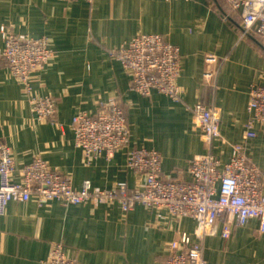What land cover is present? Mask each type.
<instances>
[{"label":"crops","instance_id":"crops-1","mask_svg":"<svg viewBox=\"0 0 264 264\" xmlns=\"http://www.w3.org/2000/svg\"><path fill=\"white\" fill-rule=\"evenodd\" d=\"M239 21L223 0H0V28L48 34L52 49L48 61L29 73L25 88L0 55V139L18 163L39 157L78 186L89 179L96 188L116 181L138 187L143 174L126 166L134 147L159 151L163 178L187 180V161L200 149L191 107L198 100L212 102L211 87L201 79L203 54L212 52L222 58L213 100L220 111L222 158L231 143L242 144L261 169L264 192V127L244 138L249 88L264 84V37H239ZM154 32L179 49L178 100L155 89L140 94L107 51ZM43 95L57 101L52 119L31 110L30 99ZM111 101L124 110L128 141L115 152V163L103 154L87 160L74 144L72 116L95 113ZM191 228L188 215L142 204L124 212L117 203L9 200L0 214V264H42L56 242L79 264H151ZM205 257L211 264H264V234L256 221L237 225L228 238L207 237Z\"/></svg>","mask_w":264,"mask_h":264},{"label":"built area","instance_id":"built-area-1","mask_svg":"<svg viewBox=\"0 0 264 264\" xmlns=\"http://www.w3.org/2000/svg\"><path fill=\"white\" fill-rule=\"evenodd\" d=\"M91 3L93 0H87ZM239 16V37L258 33L264 37V0H224ZM4 46L0 55L22 87L28 86L29 73L48 61L52 55L49 35L33 36L0 28ZM110 57L129 72L132 87L142 95L152 89L172 100L179 99L176 77L180 67L178 47L160 33H141L130 37L119 47L107 49ZM222 58L212 52L203 54L202 81L212 90V102L198 100L191 107L198 130L199 151L187 161L189 179H168L160 174L161 154L153 148L134 147L127 152L126 166L143 174V182L130 186L116 181L111 187H92L89 179L78 186L73 179L35 157L18 163L10 147L0 139V214L9 200L26 201L35 197L41 202L62 204L91 202L96 206L117 203L121 211L137 204L151 210H166L177 217L192 218L189 232H181L171 241L169 251L151 264H211L205 257L209 236L228 238L237 225L257 222L264 234L263 174L240 143H231L229 155L222 158L218 139L220 111L214 92ZM37 118L52 119L57 101L43 95L30 99ZM244 121L245 139L254 138L264 127V84L249 88ZM74 144L82 147L87 160L101 154L115 163V152L128 141L129 129L123 108L111 101L95 113L78 111L72 116ZM42 264H79L67 255L64 245H52ZM247 264V263H238Z\"/></svg>","mask_w":264,"mask_h":264},{"label":"trees","instance_id":"trees-1","mask_svg":"<svg viewBox=\"0 0 264 264\" xmlns=\"http://www.w3.org/2000/svg\"><path fill=\"white\" fill-rule=\"evenodd\" d=\"M223 1H224V0H223ZM224 3L227 4L225 1H224ZM227 5H228V4H227ZM256 38H258V37H256ZM258 39H259V38H258Z\"/></svg>","mask_w":264,"mask_h":264}]
</instances>
